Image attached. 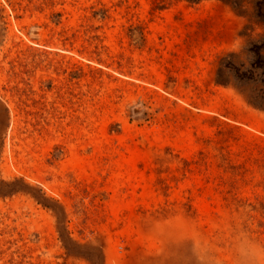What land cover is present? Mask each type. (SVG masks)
<instances>
[{
  "label": "rangeland",
  "instance_id": "rangeland-1",
  "mask_svg": "<svg viewBox=\"0 0 264 264\" xmlns=\"http://www.w3.org/2000/svg\"><path fill=\"white\" fill-rule=\"evenodd\" d=\"M0 264H264V0H0Z\"/></svg>",
  "mask_w": 264,
  "mask_h": 264
}]
</instances>
